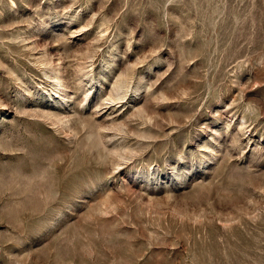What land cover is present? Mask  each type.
Here are the masks:
<instances>
[{
	"label": "rangeland",
	"instance_id": "rangeland-1",
	"mask_svg": "<svg viewBox=\"0 0 264 264\" xmlns=\"http://www.w3.org/2000/svg\"><path fill=\"white\" fill-rule=\"evenodd\" d=\"M0 264H264V0H0Z\"/></svg>",
	"mask_w": 264,
	"mask_h": 264
}]
</instances>
